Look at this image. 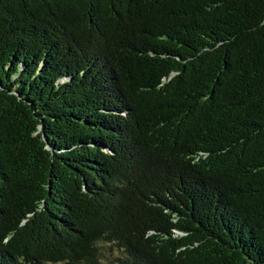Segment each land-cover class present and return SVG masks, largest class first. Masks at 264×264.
Returning a JSON list of instances; mask_svg holds the SVG:
<instances>
[{
    "label": "trees",
    "instance_id": "obj_1",
    "mask_svg": "<svg viewBox=\"0 0 264 264\" xmlns=\"http://www.w3.org/2000/svg\"><path fill=\"white\" fill-rule=\"evenodd\" d=\"M0 264H264V0H0Z\"/></svg>",
    "mask_w": 264,
    "mask_h": 264
}]
</instances>
